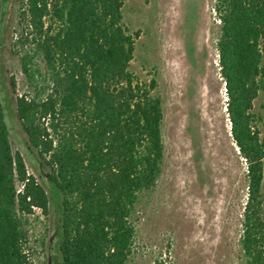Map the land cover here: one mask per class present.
<instances>
[{"label":"trees","instance_id":"1","mask_svg":"<svg viewBox=\"0 0 264 264\" xmlns=\"http://www.w3.org/2000/svg\"><path fill=\"white\" fill-rule=\"evenodd\" d=\"M126 0H18L15 114L56 201L55 264H130L163 172V98L131 69ZM230 135L245 163L243 264H264V0H212ZM2 0H0L1 21ZM11 87L15 83L11 81ZM4 97V99H6ZM263 107V106H262ZM0 99V264H29L27 217L49 197L11 147Z\"/></svg>","mask_w":264,"mask_h":264},{"label":"rangeland","instance_id":"2","mask_svg":"<svg viewBox=\"0 0 264 264\" xmlns=\"http://www.w3.org/2000/svg\"><path fill=\"white\" fill-rule=\"evenodd\" d=\"M212 5V0H126L123 6L125 24L137 33L131 69L146 81L155 74L164 101L163 172L135 219L130 264H243L238 240L246 171L230 135ZM17 7L18 0H2L0 99L11 147L50 202L46 212L34 207L27 217L28 263L55 264L56 201L15 114V98L23 92L9 52ZM254 111L262 117L257 128H264V105L256 101Z\"/></svg>","mask_w":264,"mask_h":264}]
</instances>
